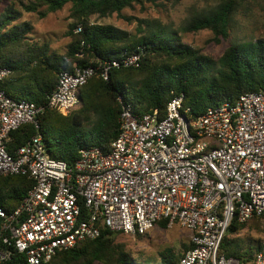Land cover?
Segmentation results:
<instances>
[{
  "label": "built area",
  "instance_id": "2783aa9c",
  "mask_svg": "<svg viewBox=\"0 0 264 264\" xmlns=\"http://www.w3.org/2000/svg\"><path fill=\"white\" fill-rule=\"evenodd\" d=\"M80 32L78 25L74 33ZM141 58L136 52L62 70L42 105L0 88V176L32 182L15 210L0 209V264L14 256L48 264L103 231L136 238L161 221L189 232L190 248L177 264H240L220 247L233 220L264 221V91L195 118L182 94L170 99L163 115H139L119 96V133L107 150L80 149L71 165L48 153L39 118L48 110L77 111L89 80L108 81L110 71L137 68ZM9 74L0 64V84ZM24 126L35 133L11 155V134ZM251 264H264V239Z\"/></svg>",
  "mask_w": 264,
  "mask_h": 264
},
{
  "label": "trees",
  "instance_id": "16d2710c",
  "mask_svg": "<svg viewBox=\"0 0 264 264\" xmlns=\"http://www.w3.org/2000/svg\"><path fill=\"white\" fill-rule=\"evenodd\" d=\"M156 1L32 0L21 4L25 13L41 18L71 5L67 32L70 42L62 56L49 54L46 45L28 43L27 30L19 31L12 26L20 19V13L9 8L0 14V64L10 72L0 88L12 98L36 105L46 102L62 70L71 72L74 68L95 66L98 61L136 52L142 54L137 68L112 70L108 81L99 77L89 80L81 89L79 110L67 116L48 110L39 118L44 142L53 158L71 165L80 149L107 150L119 133V96L132 103L139 115L153 110L163 115L170 99L182 94L183 107L195 118L224 101L234 103L242 94L264 91V38L230 43L219 58L213 60L182 44L175 35L159 26L156 30L145 29L139 22L136 33L130 34L91 22L93 16L120 15L126 8ZM250 2L259 6L264 16V0H218L213 11L192 17L183 30L188 33L209 31L213 35L211 41L219 44L228 40L237 10ZM78 25L82 32L76 34L74 30ZM34 133L27 126L14 131L7 146L8 153L12 155ZM50 137L54 143L50 142ZM31 187V180L25 176H0V209L15 210ZM259 220L253 217L244 224L233 220L220 252L240 264H251L261 242L254 251L252 248L244 251L233 249L227 236L237 234L245 226L258 229ZM159 224L166 228L164 221ZM118 236L103 231L96 239L56 253L48 264H137L132 261L126 245L116 241ZM183 247L186 252L190 245ZM181 256L171 250L160 254L162 264H177ZM2 264L27 263L23 257L14 256Z\"/></svg>",
  "mask_w": 264,
  "mask_h": 264
},
{
  "label": "rangeland",
  "instance_id": "374dc122",
  "mask_svg": "<svg viewBox=\"0 0 264 264\" xmlns=\"http://www.w3.org/2000/svg\"><path fill=\"white\" fill-rule=\"evenodd\" d=\"M29 1L32 0H0V14L9 8L20 13V19L12 26L19 31L27 30L28 43L46 45L51 55H65L70 42L67 32L71 23L69 19L71 5L68 4L62 10L41 18L37 14L25 13L22 10L21 4H27ZM217 4L218 0H157L154 4L145 3L142 6L126 8L120 15L113 14L104 18L93 16L91 22L96 25L113 26L130 34L136 33L139 22H142L141 26L145 29L156 30L159 26L175 35L182 44L198 50L200 54L213 60L218 59L230 43L264 38V16L259 10L260 7L251 2L237 10L228 40L219 44L211 41L213 35L209 31L188 33L183 30L192 17L213 11ZM49 140L54 143L52 137ZM227 238L231 240L233 249L247 251L252 248L254 251V247L264 239V221L259 220L258 229L245 226L240 232L228 235ZM116 241L126 245L134 263L162 264L161 253L167 250L179 256L184 253L183 246L189 245V232L177 225L163 228L156 224V227L145 236L133 238L120 234Z\"/></svg>",
  "mask_w": 264,
  "mask_h": 264
}]
</instances>
